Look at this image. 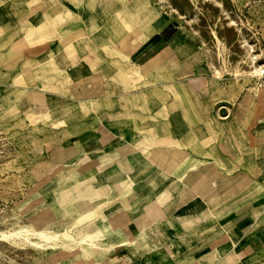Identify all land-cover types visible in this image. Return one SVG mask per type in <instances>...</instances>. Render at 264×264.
I'll use <instances>...</instances> for the list:
<instances>
[{
    "label": "rangeland",
    "instance_id": "1",
    "mask_svg": "<svg viewBox=\"0 0 264 264\" xmlns=\"http://www.w3.org/2000/svg\"><path fill=\"white\" fill-rule=\"evenodd\" d=\"M132 2L133 13L126 9ZM117 3L106 15L109 27L77 32L63 47L64 56L76 58L79 74H115L106 81L110 90L99 92L95 77L76 82L68 63L49 69L26 63L19 43L0 55V264H53L47 261L51 252L74 246H81L85 264H101L113 244L93 232L91 209L117 176H137L129 159L136 163L138 154L146 156L147 179L169 176L173 183L177 175L161 164L186 156L216 164L221 173L260 172L264 0H125L115 8ZM167 22L178 25L187 45L182 73L162 50L147 58L154 34ZM37 69L58 74L39 76ZM175 80L190 94L178 110L184 124L179 142L159 104L162 82ZM52 81L54 94L41 93L51 91ZM128 89L133 92L118 95ZM51 95L55 109L43 112L38 101ZM86 120L99 125L87 127ZM85 131L105 140L94 144L95 152L76 141ZM148 134L155 137L146 147ZM14 231L21 233L3 236Z\"/></svg>",
    "mask_w": 264,
    "mask_h": 264
},
{
    "label": "crops",
    "instance_id": "2",
    "mask_svg": "<svg viewBox=\"0 0 264 264\" xmlns=\"http://www.w3.org/2000/svg\"><path fill=\"white\" fill-rule=\"evenodd\" d=\"M46 1L43 4V0L35 3L32 0H0V55L8 54L19 43L26 63L35 62L37 67L46 65L43 68L47 69L68 63L71 77L76 82H87L95 77V88L99 92L111 89L106 81H113L111 77L115 74H79L83 70L76 66V58L72 60L64 56L63 47L76 37L77 32H100L104 26L109 27L106 15L112 11L111 5L117 2ZM122 1L125 0H119V3ZM119 3L114 7L118 8ZM132 5L133 2L126 9L133 13ZM154 37L147 48V58H151L156 50H162L170 60H176L175 68L182 73L186 63L182 52L187 50V45L181 38L178 25L167 22ZM47 71L37 69L35 74H58L57 70ZM162 85L165 89L159 92L160 109L171 116L170 129L179 142L184 124L178 110L183 100L190 99L189 89L181 80L162 82ZM50 87L51 91L39 90L54 94L57 85L52 81ZM127 88L126 85L124 89ZM148 88L153 92L151 86ZM128 92L133 91L128 89L118 95L125 96ZM38 103L37 107L43 112L51 111L55 109L56 97L45 96ZM72 121L75 127L82 125L81 120ZM84 125L99 123L86 120ZM154 137L155 134L146 136V147ZM76 141L88 144V149L95 152L94 144H102L105 140L85 131L83 138ZM137 157L140 158L136 163L134 157L129 159L131 168L138 170L137 176H117L103 188L106 195L97 199L91 209L93 232L99 239L110 240L113 244L107 256L101 258V264H264L262 160L258 165L260 172L255 177L244 170L221 173L216 164H204L201 158L186 156L172 161L169 166L166 162L161 164L163 169L177 175L173 183L169 176L147 179L143 163L146 156L138 154ZM114 167L121 168L116 163ZM247 185L248 197L244 191ZM175 186L177 191H174ZM79 247L59 248L49 254L47 261L85 264L87 259L78 257L82 253L77 251Z\"/></svg>",
    "mask_w": 264,
    "mask_h": 264
},
{
    "label": "bare ground",
    "instance_id": "3",
    "mask_svg": "<svg viewBox=\"0 0 264 264\" xmlns=\"http://www.w3.org/2000/svg\"><path fill=\"white\" fill-rule=\"evenodd\" d=\"M260 71H262V69H260ZM29 232V231H28ZM27 232V233H28ZM39 232V231H38ZM21 233V231H14V232H12V233H9V234H7V233H4L3 234V236L4 237H11V236H14V235H19ZM34 233V232H33ZM23 234V233H22ZM40 234L41 235H43V236H46L43 232H40ZM47 237V236H46ZM45 240V239H44ZM41 241H42V239H41ZM40 242V241H39ZM33 243V242H32Z\"/></svg>",
    "mask_w": 264,
    "mask_h": 264
}]
</instances>
